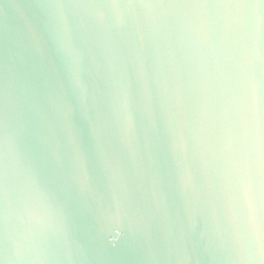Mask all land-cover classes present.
<instances>
[{
  "label": "water",
  "instance_id": "obj_1",
  "mask_svg": "<svg viewBox=\"0 0 264 264\" xmlns=\"http://www.w3.org/2000/svg\"><path fill=\"white\" fill-rule=\"evenodd\" d=\"M201 2L0 0L4 264H264V9Z\"/></svg>",
  "mask_w": 264,
  "mask_h": 264
},
{
  "label": "snow or ice",
  "instance_id": "obj_2",
  "mask_svg": "<svg viewBox=\"0 0 264 264\" xmlns=\"http://www.w3.org/2000/svg\"><path fill=\"white\" fill-rule=\"evenodd\" d=\"M220 6L237 7V8H255L257 10L264 9V0H219ZM196 6H206L201 0H197ZM249 87L252 93L251 113L257 125L264 120V108H262L261 93L258 91L257 84L254 80L250 81ZM6 138L0 135V218H2V204L6 198L4 190V169L3 157L6 149ZM253 151L256 153L261 171L264 172V138L257 137ZM242 192L248 205L249 221L255 234L257 244L262 255H264V203L261 204L260 214L253 199L252 184L250 179L241 181ZM0 264H4V260L0 259Z\"/></svg>",
  "mask_w": 264,
  "mask_h": 264
}]
</instances>
